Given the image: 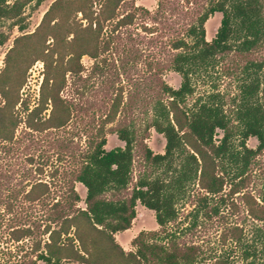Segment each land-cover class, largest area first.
I'll return each instance as SVG.
<instances>
[{
    "label": "trees",
    "instance_id": "1",
    "mask_svg": "<svg viewBox=\"0 0 264 264\" xmlns=\"http://www.w3.org/2000/svg\"><path fill=\"white\" fill-rule=\"evenodd\" d=\"M40 1L0 0V22L23 30L24 8ZM69 6L85 22L75 30L62 12ZM213 13L219 24L206 40L204 23ZM46 25L48 39L33 53L43 62L38 98L14 110L22 81L6 79L19 76L10 71ZM9 35L0 31V45ZM61 46L68 48L65 61ZM82 55L93 60L100 83L108 81L106 110L82 125V148L55 136L49 147L69 159L66 168L52 167L42 180L47 156L28 154L24 167L4 175L2 212L39 200L46 206L41 219L19 217L8 226L14 241L45 235L33 242L30 264H264V187L252 169L264 149V0H157L153 10L133 0L52 1L35 30L13 37L5 54L0 164L16 158L24 139L47 142L84 107L79 99L92 85L77 81L86 80ZM169 71L179 76L177 87L164 81ZM66 73L70 93L61 95ZM111 76L125 89L114 88ZM150 130L164 140L160 153L146 143ZM106 132L123 145L105 149ZM249 137L254 147L245 144ZM75 183L84 187L82 198ZM137 202L153 211L156 229L139 231L126 251L114 234L130 227Z\"/></svg>",
    "mask_w": 264,
    "mask_h": 264
},
{
    "label": "rangeland",
    "instance_id": "2",
    "mask_svg": "<svg viewBox=\"0 0 264 264\" xmlns=\"http://www.w3.org/2000/svg\"><path fill=\"white\" fill-rule=\"evenodd\" d=\"M54 0H41L38 4H35L34 2H31L28 4L24 10V21L23 24L25 25V28L21 31H19L16 27H12L11 29L8 26V21L6 22H0V31H9L10 35L9 38L0 45V71L4 67V60H5V54L8 50V48L12 45V39L13 37L17 35H21L24 33H31L35 30L36 26L40 23V20L42 18L43 13L48 9L49 5ZM136 5H142L148 10H153L156 5L157 0H133ZM97 2V1H95ZM131 2V1H129ZM97 5V3L95 4ZM95 7V6H94ZM73 6L64 7L62 9V12L69 13V19L70 21H73V30L77 29V23L84 24V20L81 19V16L79 13L73 14ZM121 11L123 9H120ZM59 14H61V11H59ZM58 13L55 14V17H58ZM220 13H213L210 15L207 20L204 23V32H205V39L210 40L212 38L220 20ZM54 17V16H52ZM110 23V22H109ZM108 23H106L107 25ZM132 24L130 28L133 26ZM109 28L110 26L107 25ZM42 31L38 34L33 36L25 45V54H23L20 59L15 63L13 67V70L10 71V75L19 74L17 77H11L9 80L6 79V81H22L20 88L18 90V101L14 106L15 109H19V103L22 101L25 104L33 105L39 95V85L43 78V62L41 56H35L37 55L34 51L35 47L41 43L42 40L48 39V33L50 32L48 26L46 25L42 27ZM68 34H66L67 36ZM68 36L67 38H69ZM50 41V40H48ZM46 41L45 43H47ZM59 51L62 53L63 60L67 58V52L68 48L61 46ZM35 55H34V54ZM55 58V55L52 57ZM80 63L82 65V71L80 72V75L82 77H86V80H77V81H87L89 85H92V88L87 87V89L84 90L83 96L79 99V102L84 104V107L79 111V113L73 118V120L70 122L68 127L59 130V131H53L49 134H47L45 137L40 134V138H45V141L47 142H41V141H34L35 143H30L29 141L25 140L23 141V145L19 146L18 151L15 153L16 158L8 165L0 164V194H4L7 192V185L5 181L7 180L4 175H7L9 173V177H11V173L15 172L18 169H21L26 165V162L24 161V156L28 154H33L39 157L41 156H47L48 158V168H45V171L43 174H40L39 177L42 180H49V172L52 170V167L58 166V169L61 170L62 168H66L69 162V159L59 160L56 158V147L51 144V139L55 136H64L65 138H71L74 144H77L79 148H82L83 146V134H82V125L87 124L90 122V118L92 114L98 115L99 113H103L106 108L104 105L101 104V102L107 100L106 97H108L105 93L106 90H108V87L104 90L106 87V82H101L102 79L97 74H93L91 71V67L93 64V60L88 57L87 55H82L80 57ZM28 66L25 71H22L25 66ZM109 74V72H107ZM106 74V75H107ZM164 81L168 83L172 87H177L179 84V76L174 72H165L162 75ZM111 80H114V76L110 77ZM65 81L66 86L62 89L61 95H68L70 93L69 88V82L71 81L70 75L68 73L65 74ZM121 84L123 89L125 82L124 81H113V87L116 88V85ZM222 87H227V84L223 81L220 83ZM109 89L112 91V87H109ZM109 90V92H110ZM111 94V93H110ZM113 94V93H112ZM100 109V110H99ZM45 113H48V109L45 111ZM19 116H23L22 112H19ZM17 133L23 131L22 122H20V125L17 127ZM39 135H37V138ZM27 138V137H25ZM147 145L150 147V149L153 152H162L163 150V144L164 140L160 134H157L155 131L150 130L149 135L146 139ZM245 144L248 147H254L256 145V139L254 137H249L246 139ZM123 143L117 139L116 135L112 132H106L105 134V149H110L115 146H122ZM257 164L253 166V175L255 176V183L256 185L260 187H264V149L262 152L257 156ZM40 157L36 158V161H40ZM53 164V165H51ZM54 181L56 182L55 178ZM11 183H15L14 180L11 181ZM10 183V184H11ZM9 184V185H10ZM56 191L54 192L56 195L59 194L58 185L56 182ZM75 189L77 190L78 194L82 198L84 196V187L80 183H75ZM19 202V201H18ZM24 204L23 205H16L12 209L11 214H6L2 212V207L0 206V264H30L32 259H34L35 253L31 252V248L33 246V242L36 239H41L36 231V233H33L30 238H23L19 241H14L9 238V230L8 228L9 224L13 221L19 220V217H28L31 221H37L42 218V216L45 214L46 206L43 205V201L39 200L37 202H32L31 204ZM79 205L83 206L81 202H79ZM27 206V207H26ZM187 209H189V206L187 204H184L183 212H185ZM156 229V223L153 216V211L142 206L138 202L135 205V216L131 222V225L129 228L117 232L114 234L115 240L119 243V245L123 248V250H130V240L133 236H135L139 231L141 230H152ZM213 233V232H212ZM214 235V234H212ZM215 236V235H214ZM211 237L210 241H213V237ZM41 245V244H40ZM62 264H79L76 262H61ZM36 264H44L41 260H37Z\"/></svg>",
    "mask_w": 264,
    "mask_h": 264
}]
</instances>
